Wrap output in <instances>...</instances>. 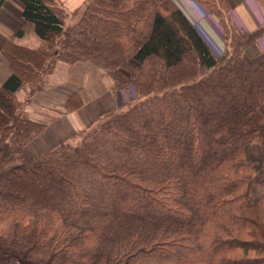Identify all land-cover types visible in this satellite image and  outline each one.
Listing matches in <instances>:
<instances>
[{"label": "trees", "instance_id": "trees-1", "mask_svg": "<svg viewBox=\"0 0 264 264\" xmlns=\"http://www.w3.org/2000/svg\"><path fill=\"white\" fill-rule=\"evenodd\" d=\"M54 1L20 0L24 25L1 43L0 264H264V52L245 53L264 23L248 32L228 0H193L217 19L216 55L172 0H86L68 29ZM57 60L135 95L30 157L43 124L17 92Z\"/></svg>", "mask_w": 264, "mask_h": 264}, {"label": "crops", "instance_id": "crops-1", "mask_svg": "<svg viewBox=\"0 0 264 264\" xmlns=\"http://www.w3.org/2000/svg\"><path fill=\"white\" fill-rule=\"evenodd\" d=\"M60 1L68 2L75 9L86 0ZM172 1L196 28L210 49L216 55L222 54L224 44L218 25L215 24L214 19H210L211 25L200 18L202 6L193 0ZM228 2L232 20L237 28L251 32L264 23V0H228ZM22 7L20 0H4L0 5V84L11 72L9 62L1 51V43L4 40H13L15 32L24 25ZM25 42L32 46L38 44L34 37H30ZM262 52H264V34L245 48V53L249 57ZM112 75L111 71L102 69L89 60L72 63L59 60L46 76L41 88L32 90L27 85L22 87L17 92V97L23 101L26 116L32 121L43 124V129L25 145L26 154L34 157L73 139L104 113L111 111L116 101L121 102L123 98L120 100L111 90ZM74 93L79 95L82 104L74 110L65 111V102ZM246 155L256 161V168L260 165L259 146L256 143L246 146Z\"/></svg>", "mask_w": 264, "mask_h": 264}, {"label": "rangeland", "instance_id": "rangeland-1", "mask_svg": "<svg viewBox=\"0 0 264 264\" xmlns=\"http://www.w3.org/2000/svg\"><path fill=\"white\" fill-rule=\"evenodd\" d=\"M76 1V0H75ZM195 2V1H194ZM197 3V2H196ZM83 4H84V2L78 7V9H73L72 8V6L71 5H69V3L68 2H62V1H60V0H56V1H54V5H55V8L56 9H58V13L61 15V17L63 18V21H64V29H68L73 23H75L76 22V20L78 19V17H79V15H80V10H81V8L83 7ZM199 4V3H198ZM200 6H202V5H200ZM200 10H201V12L202 13H199V15L201 16L200 18L202 19V20H205V21H207L209 24H211L212 25V23H211V21H210V19H214V22H216L215 24H217V19H216V17L214 16V15H212L211 13H210V11L209 10H207L204 6H202V9L200 8ZM218 25V24H217ZM215 28V27H214ZM216 29V28H215ZM218 31L221 33V31H220V28L218 27ZM223 40V39H222ZM215 41H217V40H215ZM223 43H224V41H223ZM57 61H59V60H57ZM111 74H113L114 75V73L111 71ZM112 75V76H113ZM29 88L31 87V86H28ZM129 88V87H128ZM128 88H127V90H128ZM126 90V91H127ZM121 91H123V90H118V91H115L114 92V94L116 93V94H118L119 92V94H118V97L120 98V100H121V97H120V95H121ZM127 93L129 94V90L127 91ZM129 96V95H128ZM24 97H25V95H24ZM129 98H131L130 96L129 97H127V96H125L124 97V99L123 100H121V102H117L116 101V105L115 106H120V105H123L124 103H126L127 101H128V99ZM74 140V138L73 139H71V140H69L68 142H72ZM252 153V152H251ZM253 154V153H252ZM256 170H257V172L260 170V165L259 166H257V168H256ZM259 195H260V191L256 188V187H253V191H252V194H251V197H250V201L251 202H253V201H255L258 197H259Z\"/></svg>", "mask_w": 264, "mask_h": 264}, {"label": "built area", "instance_id": "built-area-1", "mask_svg": "<svg viewBox=\"0 0 264 264\" xmlns=\"http://www.w3.org/2000/svg\"><path fill=\"white\" fill-rule=\"evenodd\" d=\"M128 90H129V94L127 93ZM128 90L127 91H121L120 97L124 99L125 96H127V97H129V96L130 97H133L135 95V92H134L133 88L129 87ZM118 94H117V96H118Z\"/></svg>", "mask_w": 264, "mask_h": 264}]
</instances>
